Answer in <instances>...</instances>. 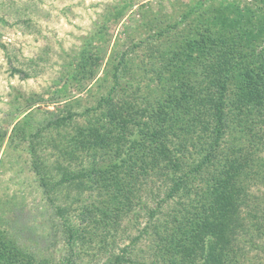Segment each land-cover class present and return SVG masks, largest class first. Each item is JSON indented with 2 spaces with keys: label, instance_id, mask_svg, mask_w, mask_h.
<instances>
[{
  "label": "trees",
  "instance_id": "16d2710c",
  "mask_svg": "<svg viewBox=\"0 0 264 264\" xmlns=\"http://www.w3.org/2000/svg\"><path fill=\"white\" fill-rule=\"evenodd\" d=\"M130 7L65 62L63 106L33 121L27 102L13 124L55 246L27 244L0 204V264H263L264 0L144 5L146 34L117 43L100 75L108 21ZM94 83L76 109L72 88Z\"/></svg>",
  "mask_w": 264,
  "mask_h": 264
},
{
  "label": "rangeland",
  "instance_id": "374dc122",
  "mask_svg": "<svg viewBox=\"0 0 264 264\" xmlns=\"http://www.w3.org/2000/svg\"><path fill=\"white\" fill-rule=\"evenodd\" d=\"M187 2L190 0H0V204L15 225L25 228L21 236L27 244L42 250L55 246H51V239H40L50 231L52 210L30 166V154L26 145L15 148L9 142L12 126L24 116L27 102H35L33 121L63 106L67 97L53 99V92L62 85L63 80L57 81L64 64L85 38L94 35L111 10L131 5L121 18L108 21V51L100 75L117 43V50L126 49L142 32L146 34L144 5L173 12ZM14 68H23L31 75L15 73ZM88 86L91 92L72 88L69 97L81 101L76 109L91 104L98 95L96 83ZM90 263L86 258L83 264Z\"/></svg>",
  "mask_w": 264,
  "mask_h": 264
}]
</instances>
